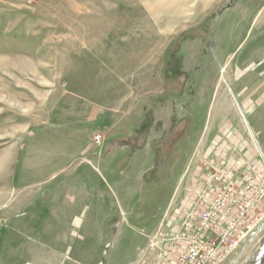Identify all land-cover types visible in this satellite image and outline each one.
<instances>
[{
  "label": "rangeland",
  "instance_id": "1",
  "mask_svg": "<svg viewBox=\"0 0 264 264\" xmlns=\"http://www.w3.org/2000/svg\"><path fill=\"white\" fill-rule=\"evenodd\" d=\"M208 148L239 188V167H264V0H0V264H136ZM59 169L88 171L112 217L88 212L54 257L55 225L26 208ZM249 226L220 264L256 263L264 218Z\"/></svg>",
  "mask_w": 264,
  "mask_h": 264
},
{
  "label": "built area",
  "instance_id": "2",
  "mask_svg": "<svg viewBox=\"0 0 264 264\" xmlns=\"http://www.w3.org/2000/svg\"><path fill=\"white\" fill-rule=\"evenodd\" d=\"M225 159L201 162L188 202L169 215L168 232L161 230L165 221L160 222L136 264H220L236 247L240 228L248 230L253 220L264 218V167L252 162L239 167V188Z\"/></svg>",
  "mask_w": 264,
  "mask_h": 264
},
{
  "label": "crops",
  "instance_id": "3",
  "mask_svg": "<svg viewBox=\"0 0 264 264\" xmlns=\"http://www.w3.org/2000/svg\"><path fill=\"white\" fill-rule=\"evenodd\" d=\"M257 89L258 87L256 85L253 87L252 91L254 92ZM244 103L246 106L250 104L248 99H246ZM91 112H92L91 119H94V117L96 118V114H98L99 117L103 118V121L105 122L107 121L110 122L112 120L111 113L108 114L107 112L101 114L100 112H98V109H96L94 106L92 107V109H90L89 114ZM169 130H170L169 128L167 129L163 126V128L158 129V132L159 134H161V136H164L165 135L164 133L168 132ZM217 134L218 133H216L215 135V139H216L215 142L219 141L217 142L219 144L217 150H219L220 148H222L223 144L221 143L222 142L221 138H218ZM209 150L210 149L208 148V150L205 152L204 160L209 161L210 160L209 158L212 157ZM143 152H144L143 160H147L148 158H150L151 155L148 149L146 152L144 149ZM217 154L214 156L215 159H217V157L222 158L221 154L218 155ZM93 160H96L97 164L101 162L96 158H93ZM87 166H91V165H87ZM91 167L93 168V166ZM62 171L63 170L59 169L58 172H55L54 174L51 175V177L45 180L46 185L44 189L43 188L39 189L37 197H35L36 199L32 202V205L26 208L29 210L30 208H33L34 206L38 205L39 215L44 218V223L55 225L53 226V228H51L52 230L50 233H53L52 237L47 235L48 231L42 233L43 240L44 239L57 240L58 249L55 250L53 248L46 247L47 253L50 254L51 256L53 255L54 257H58V256L61 257L62 255L66 254L67 249L70 250L69 246H66L65 244L71 238L72 239L75 238L71 227L73 224L82 221L88 212H91L90 216H93L94 218L101 220L100 222L103 223L110 224L111 223L110 219L112 217L111 215L112 213L105 208L101 196L98 195L96 197L94 195L91 186H88L87 183L88 171L78 174L79 170H75V171H71L70 174L68 175L64 174L61 175L62 177H59L58 174ZM92 173H94V171H92ZM53 177L54 179L52 180ZM123 199L124 200L126 199L125 193H123ZM115 209H116L115 212L116 215H118V209L124 211L119 204L115 207ZM116 217L118 218V216ZM93 221L94 220H92L91 222ZM101 245L99 246V249ZM64 246L66 248H64ZM74 247L75 246H73V248Z\"/></svg>",
  "mask_w": 264,
  "mask_h": 264
},
{
  "label": "flooded vegetation",
  "instance_id": "4",
  "mask_svg": "<svg viewBox=\"0 0 264 264\" xmlns=\"http://www.w3.org/2000/svg\"><path fill=\"white\" fill-rule=\"evenodd\" d=\"M180 132H174L173 130L171 132H169L167 135H165L163 137V139L160 141V148L167 151H173L174 154L176 153V150H174V146L176 145V142L178 140V135ZM158 146V145H157ZM127 148V147H126ZM150 158L152 161H154L156 154L154 153L153 150L150 149ZM152 169H154V166H150L149 170L151 171Z\"/></svg>",
  "mask_w": 264,
  "mask_h": 264
},
{
  "label": "water",
  "instance_id": "5",
  "mask_svg": "<svg viewBox=\"0 0 264 264\" xmlns=\"http://www.w3.org/2000/svg\"><path fill=\"white\" fill-rule=\"evenodd\" d=\"M262 250H264V246H263V249ZM263 255H264V251H262V252L260 251L258 253L257 257H256V261H259L263 257Z\"/></svg>",
  "mask_w": 264,
  "mask_h": 264
},
{
  "label": "bare ground",
  "instance_id": "6",
  "mask_svg": "<svg viewBox=\"0 0 264 264\" xmlns=\"http://www.w3.org/2000/svg\"><path fill=\"white\" fill-rule=\"evenodd\" d=\"M263 246H264V245H263ZM262 249H263V247H262L261 250H260L261 252L264 251V250H262ZM260 251H259V252H260ZM259 262H260V260H259V261H256L255 264H258Z\"/></svg>",
  "mask_w": 264,
  "mask_h": 264
}]
</instances>
